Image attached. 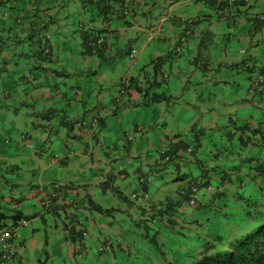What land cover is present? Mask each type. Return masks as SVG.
<instances>
[{
    "label": "crops",
    "instance_id": "0c3cea01",
    "mask_svg": "<svg viewBox=\"0 0 264 264\" xmlns=\"http://www.w3.org/2000/svg\"><path fill=\"white\" fill-rule=\"evenodd\" d=\"M88 1L0 0V216H5L0 224H11L14 214L26 219L24 209L30 205L36 218V202L45 210L68 205L67 222L75 231L74 222L80 221L89 230L86 238L92 244L114 228L109 216L119 212L131 218L148 215L156 202L168 207L180 190L193 185L198 168L202 172L199 183L207 188L214 186L209 171L217 175L219 163L240 168L235 163L240 162L239 141L231 140L228 131L238 122L259 124L262 120L257 106L264 104V22L260 24L255 15L264 13V0H250L239 7L233 4L229 9L221 7L226 0H168L173 15L167 21L172 23L153 40L146 36L157 16H167L164 0H118L111 13L103 12L96 5L98 0ZM187 1L200 13L195 18L191 11L184 12ZM194 26L197 33L187 37L179 53L169 56L180 33ZM39 36L48 38V55L40 49ZM69 40L73 54L68 52ZM91 42L103 49L88 51ZM157 57H165L163 69L168 78L164 83L157 81L158 72L157 80L147 86L150 91L139 90L137 81H129L121 101L117 93L103 89L117 72V65H109L118 62L124 68L129 63L127 76H143L155 72ZM21 61L32 66L19 70ZM103 66L106 70L98 73ZM127 76L120 77L121 83ZM75 83L84 87L80 105H72ZM176 83L183 91L175 97L180 105L163 117V123L158 112L150 117L148 108L173 96ZM151 93L162 99L145 97ZM86 99L92 100L90 106ZM92 116L100 117L99 131L90 124L74 130L76 121L86 119L87 123ZM170 145L176 153L166 161L162 150ZM127 154L145 158V163L120 164L117 170L125 181L117 185L111 180L112 168ZM200 154L211 161L203 162ZM143 175L149 176L146 186L138 183ZM56 182L61 186L47 206L43 200ZM143 190L149 196L141 194L134 201L129 194ZM91 201L108 210L94 209ZM161 225L168 226L167 222ZM68 228L65 224L63 231Z\"/></svg>",
    "mask_w": 264,
    "mask_h": 264
},
{
    "label": "rangeland",
    "instance_id": "374dc122",
    "mask_svg": "<svg viewBox=\"0 0 264 264\" xmlns=\"http://www.w3.org/2000/svg\"><path fill=\"white\" fill-rule=\"evenodd\" d=\"M114 1L115 4H118L116 3L118 0ZM153 1L154 0H152L150 3ZM89 3L90 2L88 0H85V4ZM163 3L166 5L165 9H168V0H164ZM71 5L73 6L72 3ZM256 5L257 8H259L258 4ZM193 7L194 6L191 1H187L185 2V6L183 8L184 12L191 11V17L195 18L200 13L193 11ZM76 11L78 12V10ZM166 13L167 16H157L158 19L153 24L155 28L162 29L160 33L166 32V29L172 23V21H167V19L172 17L173 11L168 9L166 10ZM176 16H181L184 20L187 19L186 15L182 16L180 13H177ZM9 41L15 44L14 40ZM68 52L71 54L75 52V48L70 40L68 41ZM249 52L250 49L248 53ZM106 55L109 56V52H106ZM111 65L108 67H114L117 65V72L115 71L113 76L115 79H113L109 85H106L104 83H106L105 81L109 79V76L103 77L101 79L102 84H104L103 89H107L111 94L117 93L116 96L121 101V98L123 97L122 88L124 86V82L121 83L120 77L124 75L127 76V71L129 73V68H131V66L128 67L129 63H126V66L123 68L118 62ZM31 66L32 65L26 63L22 64L21 61L17 68H19V70H26ZM100 68L101 69L97 71L98 73L101 72V70H106L105 66ZM121 68L123 71L118 73ZM33 72L36 73L34 68ZM175 73H177V70L174 68L173 74ZM180 73L185 74L184 71H180ZM26 75L27 77H30V72L27 71ZM76 76L80 78L81 74L77 73ZM60 80L62 83L63 81L64 83L66 82V79L63 77H61ZM176 84L177 87L173 93V96L171 95L168 97V100L166 99L164 101L158 102V104H154L148 108L150 117H153L154 114L158 112V115L161 117L160 120L163 123V117L169 115L171 110L180 105V102L175 97L177 95L182 96L183 91L179 87V83ZM74 86L78 87L74 88L76 95L72 100V105L73 103L80 105V100L83 97L81 88L84 87L80 83H75ZM171 88H173V86ZM165 90L167 93H170V89H167L166 86ZM250 94H252V92H249V95ZM86 100L88 101L87 105L90 106L89 104L92 102V100ZM157 108L159 111H157ZM91 110L94 111L92 107ZM204 116L206 119V114ZM160 125L161 123H158V125L157 123L155 124L157 127H160ZM76 129L77 125L75 124L74 130L76 131ZM133 131L135 130L133 129ZM88 142L90 143V140ZM133 155L137 154L133 153ZM133 155L127 154L123 160L116 161L114 163V167L112 168L113 173L111 175V180L113 183L121 185V183L125 181L122 177V174L117 170L120 164L137 163V160H140L139 164L145 163V158H134ZM200 158L203 160V162L211 161V159H209V157L205 154H200ZM235 163L239 164L237 161ZM219 164L220 166L217 169V175L214 174V171H209V176L214 186L207 188L205 184L201 185V189L199 190L201 192L200 199L205 201L202 197L205 196L208 199V195L212 194L215 195L217 199H220L217 195L224 191L225 198L215 205L210 204L207 206L209 207L208 209L207 207L203 209L197 204L185 203L184 205L187 209L186 212L190 214L187 218H183L179 221V224L183 225L184 227L178 230L177 228L170 227V225L163 226L160 222H152V220L148 219V216L145 217L147 214H140L137 216L135 215L133 218H131L127 213L119 212L115 217H108L109 220L113 221L114 228H109L107 235L103 236L100 241L91 244L90 238H86L89 235V230L84 225H82L80 221L74 222L75 233L63 231V227L67 222L68 212L66 209L69 210L70 206L67 205L66 209H63L62 205L60 204L57 210H45L39 203L36 202L35 205L39 209L38 216L36 218L33 216L32 206L30 205L28 208H26L28 210L24 209L27 222H19L17 226V231L20 238L23 239L24 244L22 246H18V253L14 256V260L18 261L19 264H173L174 262L186 264V261H191L195 256L198 255L199 251L197 249L200 248L203 243L207 242L205 241V238H211L213 234L215 235L220 233L223 231L222 227H226L228 229V225L234 222V226L236 228L235 231L244 230L247 227L246 224H241V220L235 218L236 216L234 215L231 218L224 216L225 212L233 211L230 209L229 202L226 201L228 203V207L221 205V208H219V204L224 203V200L227 198L230 200L236 199V189L235 191L232 189L233 186L235 184L238 185L239 182L238 180L236 181V171L225 169L226 167H224L223 164ZM210 167L208 166L207 168ZM244 170L245 169L242 171ZM143 171H146L145 167H143ZM227 172L231 173V180L234 181V184L232 185L228 183V185H230L228 188H225L223 185L218 186L216 182L220 181L221 176ZM195 173L196 174H194V176L198 177L202 172L200 171V168H198ZM105 174H107V172H105ZM191 175L193 174L189 173V177ZM104 176L108 177L107 175ZM205 178L206 177H204V179ZM94 186L95 185H93V187ZM136 187H138V184ZM238 191L239 193H244L245 196L248 197V188ZM171 192H173L172 189ZM91 193L95 197L94 190H92ZM3 194L4 196H7L6 192ZM129 194L132 195L133 193ZM254 197L259 201L260 195L255 194ZM236 202H244V198L241 197V194L239 197H237V200L232 203V205L234 206ZM217 209H219V211H217ZM40 213L43 215L42 217L40 216ZM203 214H206V217L202 218ZM143 217H145V220L139 224L137 220H140ZM198 218L200 219V222H202L203 219V225H192V222L195 223L196 219ZM120 223L123 227L120 226ZM202 228H204L207 233L204 234L205 238L203 236V238L199 240L198 237H201V233H203ZM223 236H227L225 239L230 238L226 232L223 234ZM14 242L16 245H18L16 240Z\"/></svg>",
    "mask_w": 264,
    "mask_h": 264
},
{
    "label": "trees",
    "instance_id": "16d2710c",
    "mask_svg": "<svg viewBox=\"0 0 264 264\" xmlns=\"http://www.w3.org/2000/svg\"><path fill=\"white\" fill-rule=\"evenodd\" d=\"M114 0H98L97 5L100 7V9L105 13H111L112 12V4L114 5ZM229 0L223 1L221 7L223 9H229L230 6L233 4H236L238 7L240 4L248 3L245 0H236L234 3H229ZM125 12V11H124ZM128 14V11L125 13ZM223 16V15H220ZM255 17L259 20V23L262 24L264 22V13H256ZM197 20V19H196ZM237 21V19H236ZM153 26V25H151ZM189 34L183 33L179 36V43L175 45L173 53L169 54V56H174L181 50V44L187 39ZM39 38H37V41ZM103 42V41H102ZM87 44V42H85ZM98 48L99 50H102L103 48H100L99 45L94 46V43H90L87 47L88 51H92L93 49ZM41 51L48 55L49 53H46L41 49ZM168 59V58H167ZM163 60H165V57H157L154 60L153 67L155 72L152 74H145L143 76H127V79L124 81V86L122 88V93H126V91L129 89V81H132L135 83L137 81V86L139 90H151V87H147L150 85L151 82L157 80V77L159 79L157 81L164 83L167 80V73L163 69ZM160 73L158 76L156 75ZM157 76V77H156ZM258 81H255L254 83L257 84ZM127 85V88H126ZM153 91V90H152ZM250 92V91H249ZM148 99H162L161 95H156V93L153 95L151 93L150 96H145ZM264 104L259 103L257 107L258 114L261 115L260 117L262 120L259 122V124H248V123H237V127L235 129H232V131H228L229 138L231 140L237 139L239 141L238 145L239 148L238 152L240 153V162L236 165V167L241 166L238 169H235V167L229 166L225 169H230L232 171H236V181L238 180V185L233 186V191L236 189L237 197L241 194V197L244 198V202L238 203L236 202L233 206L232 203L237 200H230L226 199L225 202L222 204H219L221 208V205H225L228 207V203H230V209L233 210L231 212H225L224 216L231 218L233 215L236 216L235 218H238L241 220V224H246L247 227L244 230L235 231V222L228 225V229L226 227H222L223 231H221L218 234H213L211 238L207 237L205 238L204 234L207 233L204 228H202L203 233L201 237H198L199 240H201L204 236L206 239L205 243L201 245L200 248L197 250L198 255L195 256L191 261H186V264H264ZM84 123L83 120H78L75 122ZM99 126H101V120L100 117L98 118ZM99 131V128L97 129ZM174 145H170L168 148H164L162 150V156L161 158L170 161L175 156L176 150L173 149ZM238 160V159H237ZM245 167V168H243ZM245 169L244 171H242ZM242 171L241 174L239 172ZM202 175V174H201ZM231 173L227 172L225 175L223 174L221 176V180L219 183L217 182L218 186H225L227 183V186L225 188H228V183L234 184L231 179ZM203 177H207L205 174ZM191 178V176L189 177ZM199 178V179H197ZM195 177V181H193V185L189 186L187 190H180V193L175 197L172 202L169 200L168 207L165 206V203H163V206L161 204H155V207L153 206V211L150 212L145 217H149L148 219L152 220V222H167V225H170V227H174L180 229L184 227L183 225L179 224V221L183 218H187L190 213H187L186 210H180L183 208L185 203L188 204H197L201 208L205 209L210 204L215 205L216 203L222 201L225 198V191L221 194H218L217 196L220 199H217L215 195H208L207 201H202L199 197L201 188V185L199 181L202 177ZM149 176H139L138 177V183L140 185L146 186L148 184ZM113 189L116 188V185H114ZM197 189L196 195L191 193L192 189ZM248 188V197L245 196L244 193H239L238 190L246 189ZM118 189V188H117ZM145 190L147 188L145 187ZM143 190L142 193H138L136 191L132 192L131 195L132 199L138 200L143 195L141 194H147L144 197L149 196V193L147 191ZM255 194L260 195L259 201L254 197ZM194 197V202L191 203V198ZM54 201V200H53ZM227 201V202H226ZM92 206L94 209L99 211H107V208L102 207L99 204H96L95 202L91 201ZM51 205V204H50ZM49 205V206H50ZM165 206V207H164ZM209 207H207L208 209ZM149 209L145 208V211H148ZM180 210V211H175ZM219 211V209H217ZM20 214H14L13 215V223H17L20 218ZM5 216H0V220L3 219ZM145 217L141 218L140 220H137V222L140 224L143 220H145ZM206 217V214H203L204 218ZM192 222V221H191ZM68 228V232H74V228L72 225L69 224V222H66ZM5 225H8L6 223L0 224V227H3ZM132 225V224H131ZM192 225H203V219L202 222H200V219H196V222H192ZM205 231V233H204ZM226 234L230 236L229 239H225L227 236H223V234ZM157 235V234H156ZM217 241V242H216ZM222 244V246H221ZM104 249V248H102ZM173 264H179L178 262H174Z\"/></svg>",
    "mask_w": 264,
    "mask_h": 264
},
{
    "label": "built area",
    "instance_id": "2783aa9c",
    "mask_svg": "<svg viewBox=\"0 0 264 264\" xmlns=\"http://www.w3.org/2000/svg\"><path fill=\"white\" fill-rule=\"evenodd\" d=\"M230 1H235V0H230ZM245 1H249V0H245ZM161 32L160 28H151L148 31L147 34V39H153L154 37L158 36ZM38 43L41 47V49L43 51H45L46 53L50 52V48L48 45V38L46 36H39L38 37ZM92 125L94 126V128H96L98 126V118L94 117L91 119ZM82 123L79 122L78 125H81ZM57 186V185H55ZM49 193L51 195H54L56 193L55 190L50 189ZM193 194L196 195V189H193ZM194 197L191 198V202H194ZM50 201V197L47 196L45 197V203L47 204ZM21 223H26V220L23 219L22 221H20ZM17 226L18 225H14V224H8L5 225L3 227H0V264H19L18 261L14 260L15 259V255L18 253V246H21V241L22 238H20L19 233L17 231ZM17 241L18 245L15 244L14 241Z\"/></svg>",
    "mask_w": 264,
    "mask_h": 264
},
{
    "label": "clouds",
    "instance_id": "9594fccd",
    "mask_svg": "<svg viewBox=\"0 0 264 264\" xmlns=\"http://www.w3.org/2000/svg\"><path fill=\"white\" fill-rule=\"evenodd\" d=\"M229 1H230V0H229ZM235 1H236V0H235ZM235 1H230L229 3H234ZM247 2H249V1H247ZM152 28H153V27H152ZM160 29H161V28H160ZM161 31H162V29H161ZM183 33H187V34H189V35H192L193 33H197V29H196V27L194 26V27H192L191 30H184ZM183 33H180V35H182ZM162 34H163V33H161L160 35H162ZM156 37H157V36H156ZM154 38H155V37H154ZM154 38H153V39H154ZM146 39H147V36H146ZM153 39H150V40H153ZM147 40H148V39H147ZM98 42L101 43V42H102V38H99V39H98ZM39 46H40V45H39ZM40 49H41V47H40ZM135 51H136V49L133 50V52H135ZM50 52H51V48H50ZM50 52H49V53H50ZM150 74H152V73H150ZM94 117L99 118V116H92V117H89V118H88V121H90V122H87V123H86V121H85L86 119H85V120H83L84 123H82L81 125H78L79 122H77L76 125H77V126H83L84 124H85V125H86V124H90L91 127H92L93 129L97 130V129L100 127V126H99V123H98V126H97L96 128H94V126L92 125V122H91V119L94 118ZM55 185H57V186H55ZM59 186H61L60 183H57V182H56V183H53V186H51V187L49 188V190H50V189H53V190L56 191V193H55L54 195H51V194L48 192L49 194H47L45 197L49 196V197H50V201L46 204V203H45V198H44V200H43V203H44V204H46L47 206H49V205L52 203V202H51V196H55V195H57L58 187H59ZM53 187H55V189H54ZM193 189H194V188H193ZM193 189H192L191 193H193ZM196 192H197V189H196ZM190 202H191V201H190ZM191 203H193V202H191ZM22 220H23V219H19L17 223L14 224V223L12 222L11 224L18 225L19 222L22 221ZM25 220H26V222H27V219H25ZM22 242H23V240L21 241V246H22ZM101 249H102V248H101Z\"/></svg>",
    "mask_w": 264,
    "mask_h": 264
}]
</instances>
